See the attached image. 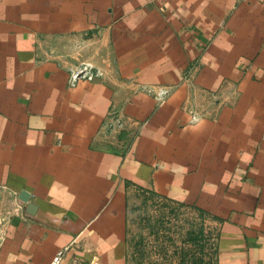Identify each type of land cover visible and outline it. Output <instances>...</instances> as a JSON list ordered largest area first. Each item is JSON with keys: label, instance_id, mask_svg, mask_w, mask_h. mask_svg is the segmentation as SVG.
I'll list each match as a JSON object with an SVG mask.
<instances>
[{"label": "crops", "instance_id": "0c3cea01", "mask_svg": "<svg viewBox=\"0 0 264 264\" xmlns=\"http://www.w3.org/2000/svg\"><path fill=\"white\" fill-rule=\"evenodd\" d=\"M137 190L264 264V0H0V264H125Z\"/></svg>", "mask_w": 264, "mask_h": 264}, {"label": "rangeland", "instance_id": "374dc122", "mask_svg": "<svg viewBox=\"0 0 264 264\" xmlns=\"http://www.w3.org/2000/svg\"><path fill=\"white\" fill-rule=\"evenodd\" d=\"M124 226L125 264H217V223L193 206L131 191Z\"/></svg>", "mask_w": 264, "mask_h": 264}, {"label": "built area", "instance_id": "2783aa9c", "mask_svg": "<svg viewBox=\"0 0 264 264\" xmlns=\"http://www.w3.org/2000/svg\"><path fill=\"white\" fill-rule=\"evenodd\" d=\"M98 75H99V73L96 71H93L90 66L82 65L78 69L70 72L69 80L71 83H73L75 80H77L79 78L91 80ZM144 91L152 94L157 99H161V98H163V96H165L167 94V90H165L163 88H158L156 90H153L150 87H146V88H144ZM60 255H61V252L58 253V256H60ZM51 264H56V261L51 262Z\"/></svg>", "mask_w": 264, "mask_h": 264}]
</instances>
